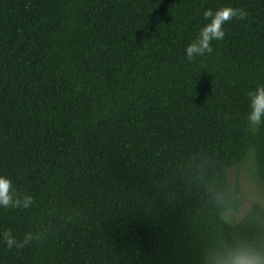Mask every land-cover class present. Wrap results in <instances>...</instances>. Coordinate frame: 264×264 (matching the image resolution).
Here are the masks:
<instances>
[{"label": "trees", "instance_id": "trees-1", "mask_svg": "<svg viewBox=\"0 0 264 264\" xmlns=\"http://www.w3.org/2000/svg\"><path fill=\"white\" fill-rule=\"evenodd\" d=\"M244 9L211 55L203 12ZM264 0H0V175L34 196L0 208V264H213L264 253V205L236 224L230 172L264 126ZM36 239L9 250L3 232Z\"/></svg>", "mask_w": 264, "mask_h": 264}, {"label": "clouds", "instance_id": "clouds-1", "mask_svg": "<svg viewBox=\"0 0 264 264\" xmlns=\"http://www.w3.org/2000/svg\"><path fill=\"white\" fill-rule=\"evenodd\" d=\"M248 13L244 9L225 7L217 11L208 9L203 12V18L208 21L199 31L196 38L187 46L185 53L187 59L195 61L197 58L211 55L213 41L225 38L224 26L234 18L244 20ZM249 111L248 121L254 126H264V84L258 85L248 93ZM35 201L33 195L18 190L13 180L0 175V208H29ZM3 242L9 250L22 248L33 242L36 237L28 233L23 240H18L11 230L3 232ZM213 264H264V253L254 249L237 246L225 254L214 258Z\"/></svg>", "mask_w": 264, "mask_h": 264}, {"label": "rangeland", "instance_id": "rangeland-1", "mask_svg": "<svg viewBox=\"0 0 264 264\" xmlns=\"http://www.w3.org/2000/svg\"><path fill=\"white\" fill-rule=\"evenodd\" d=\"M229 179L240 192L242 207L240 213L230 214L227 218L238 224L251 214L255 205H264V192L255 167L249 161L242 167L233 169Z\"/></svg>", "mask_w": 264, "mask_h": 264}]
</instances>
